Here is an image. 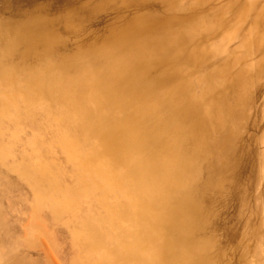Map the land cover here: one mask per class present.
I'll return each instance as SVG.
<instances>
[{"label":"rangeland","instance_id":"1","mask_svg":"<svg viewBox=\"0 0 264 264\" xmlns=\"http://www.w3.org/2000/svg\"><path fill=\"white\" fill-rule=\"evenodd\" d=\"M0 264H264V0H0Z\"/></svg>","mask_w":264,"mask_h":264}]
</instances>
